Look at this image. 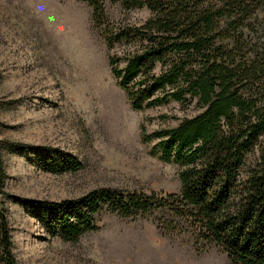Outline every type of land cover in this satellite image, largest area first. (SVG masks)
Returning <instances> with one entry per match:
<instances>
[{
	"label": "rangeland",
	"instance_id": "374dc122",
	"mask_svg": "<svg viewBox=\"0 0 264 264\" xmlns=\"http://www.w3.org/2000/svg\"><path fill=\"white\" fill-rule=\"evenodd\" d=\"M103 2L113 21L141 23L149 15L145 7L125 10L120 0ZM258 2L243 29L250 46L264 51V0ZM102 32L85 0H0V159L9 195L54 200L103 185L179 191L178 164L148 153L140 126L148 132L171 126L201 107L176 100L130 107L110 74ZM263 140L260 135L247 151L241 178L259 160ZM11 142L60 148L82 166L50 173L30 150L9 148ZM2 203L18 264H230L215 242L184 229L163 231L156 211L132 218L103 209L95 230L65 241L11 197Z\"/></svg>",
	"mask_w": 264,
	"mask_h": 264
},
{
	"label": "trees",
	"instance_id": "16d2710c",
	"mask_svg": "<svg viewBox=\"0 0 264 264\" xmlns=\"http://www.w3.org/2000/svg\"><path fill=\"white\" fill-rule=\"evenodd\" d=\"M85 1L92 21L103 28L110 74L130 107L144 110L172 100L201 107L171 126L149 132L140 126L148 153L178 164L180 189L103 185L79 196L25 198L3 189L0 159V203L11 197L52 237L65 241L95 230L103 209L132 218L156 211L163 231L184 229L215 242L230 264H264V145L259 160L240 177L247 151L264 137V51L250 46L243 29L258 0H120L125 10L148 9L141 23L113 21L103 0ZM7 146L24 154L30 150L50 173L82 166L60 148ZM3 212L0 206V264H18Z\"/></svg>",
	"mask_w": 264,
	"mask_h": 264
}]
</instances>
